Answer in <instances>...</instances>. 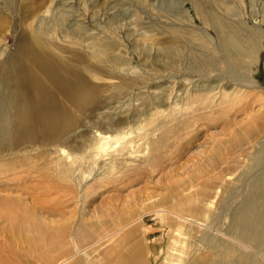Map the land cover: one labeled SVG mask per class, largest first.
I'll list each match as a JSON object with an SVG mask.
<instances>
[{
    "label": "bare ground",
    "instance_id": "bare-ground-1",
    "mask_svg": "<svg viewBox=\"0 0 264 264\" xmlns=\"http://www.w3.org/2000/svg\"><path fill=\"white\" fill-rule=\"evenodd\" d=\"M57 1L44 7L34 35L21 36L0 61V156L9 159L0 162V264H264V87L254 78L259 54L264 55L260 30L264 21L253 19L256 0H227L234 4L219 14L207 13L200 0H168L167 17L158 13L154 17L161 24V38L155 69L146 72L149 80L140 65L137 70L134 66L136 53L130 55L120 45L123 22L95 24L86 14L88 0ZM163 2L144 0L146 4L137 9L145 17L153 7L163 8ZM187 2L203 21L204 27L198 29L206 44L176 54L166 37L189 20ZM258 10L264 12V6ZM42 33L46 39H39ZM146 50L151 54L155 48ZM4 51L1 48L0 54ZM199 63L207 76L225 77L226 82L212 84L193 74L188 65L194 68ZM182 77L183 84L178 85L177 78ZM189 80H196L198 87L192 89ZM127 83L134 87L129 89ZM157 83L162 87H155ZM151 84L153 92H149ZM126 92L133 95L126 104L129 111L139 107L132 102L142 99L150 108L148 118L137 122L122 115L100 125L97 109L112 100L121 108L124 102L119 98ZM182 92L183 103L177 99ZM234 107L244 109L245 115L234 122L244 133L236 136L230 127L223 135L221 153L216 138L208 153L197 152L200 158L193 156L180 173L170 168L173 161L164 162L167 172L158 178L163 185L158 193L132 205L122 204L114 213L106 205L101 212L82 214L89 195L86 181H98L102 188L105 182L123 178L132 183L138 178L127 161L141 148L151 152L146 126L156 116L169 115L192 134L191 129H198L203 120L213 121L206 112ZM176 125L171 129L183 127ZM251 125L257 132L249 146V162L239 175L240 184L230 186L233 175L243 169L231 171L230 180L225 177L222 172L226 168L229 172L231 163L236 168L238 164L225 145L241 139L250 143L249 134L255 132L248 130ZM83 126L101 129L79 145ZM169 135L153 142L154 148L163 149L161 142ZM217 152L222 158H215ZM147 169L154 171L152 165ZM71 201L78 209L70 215L65 210ZM148 217L159 222L156 228L161 233L151 240ZM188 231L192 238L186 236ZM86 238L93 240L80 244ZM188 238L195 240L185 244ZM128 240H135L129 257L119 252Z\"/></svg>",
    "mask_w": 264,
    "mask_h": 264
},
{
    "label": "rangeland",
    "instance_id": "rangeland-1",
    "mask_svg": "<svg viewBox=\"0 0 264 264\" xmlns=\"http://www.w3.org/2000/svg\"><path fill=\"white\" fill-rule=\"evenodd\" d=\"M52 1H55L56 3L58 2L57 0H0V49L5 48V51L2 54H0V61L1 59L4 58L7 50L9 48H13V46L19 41L21 36H23L24 34H27L29 36L34 35L33 28L37 27V24H39V18L42 15V10L47 4L51 3ZM200 1L203 4V7L205 8V11L207 13H216V14H219L222 12L226 13V7L234 4V1H227V0H200ZM143 2L144 0H90V1L88 0V7H89L88 11L85 10V7H83V4H80V7H82V9L85 10V12L87 11L86 14H88L89 17L92 16L93 23L95 22V24L98 21H101V24H104L105 22L107 23L113 22L114 24H118L119 22L124 23V25H122L123 28L120 29L118 32V35H120L118 37L121 39L120 45L123 46V48L125 47L123 50L126 51L127 53H130V55L133 52L136 53L138 61L134 62V66L136 67V70H137L138 66L140 65V67L144 69L143 75L145 79L149 80V75L146 72H153L155 69L153 65V61L159 59V55L156 53V49L158 46L157 39L161 38V35L158 34L159 33L158 25H161V24L156 23L154 21L155 20L154 17L155 18L157 17L156 13L161 14L164 17H167L165 13V8H168L170 6V2L168 0H164V2L162 3L163 8L159 9V7H153L152 8L153 12L148 11L147 15L144 14L145 17L141 16L140 12H138V10L140 9H137V8H142L143 5L146 4ZM263 6H264V0H256L255 6H253L256 11L255 12L256 17H254L253 19H256L258 21L259 20L264 21V12L262 11L259 12L258 10V8H261ZM128 7H129L128 13L119 12L120 10L128 8ZM133 7L135 8L133 9ZM184 8L188 9V14L190 15L189 20H183V21L180 20V22L181 21L184 22V25L181 26L180 28L177 27L176 32H174L171 37L169 36L166 37V40H167L166 44L174 46L176 49L175 50L176 54L189 52L190 49L195 50L197 47V44H206L203 37H201L202 32H200V30L198 29V28L204 27L203 21L194 13V10L192 6L190 5V3L187 2ZM113 14L115 15L113 16ZM166 22H169V20ZM177 22H179V20H177ZM171 25L172 24H168L166 26L170 28ZM260 28H261L260 30H262L263 32V39L261 40L262 42L261 47H263L264 46V26H260ZM190 30H193V32H191ZM168 32L169 30L166 31V33ZM163 33L164 32H162L161 34ZM100 35H103V34L100 33ZM111 36L112 37L116 36V33H112ZM46 38L47 37L45 33H42L39 36V39H46ZM152 47L155 48V51H152L151 54H148L146 48H152ZM113 52L115 53L116 50ZM97 53H98V56L101 55L100 52H97ZM161 58L164 59V56H161ZM263 63H264V55L259 54L258 63L256 64L257 69H256L254 78H255V84L260 86L262 89L264 87V64ZM219 65H220V68L218 67L217 71L218 72L223 71V67L221 68L220 62H219ZM188 68L190 69V71H192L193 74L198 75V76H203L206 82L210 81V83L212 84H217V83H220L221 81L226 82L225 77L223 80H220V78L218 79L216 76L213 77V79L212 77L207 76L204 73L203 64H200V63L196 64L194 68L188 65ZM205 81H200V82L205 84L204 83ZM188 82H189L188 84L192 86V89L198 87L194 84L196 80L195 81L189 80ZM127 84L128 86L130 85V83H127ZM171 84L172 82L170 81L166 85H171ZM177 84L178 85L183 84V77L180 80H178L177 78ZM152 86H153L152 84L149 85L150 87L149 92L154 91ZM154 86L157 88L162 87L161 84L159 83L155 84ZM132 87L134 86H129L128 88L130 89ZM175 87H180V86L175 85ZM181 88H183V86H181ZM115 93H117V90H114V94ZM132 96L133 95L130 92H126L125 94L120 95L119 99L123 100L124 102V105L121 108L118 107L119 104L117 100H112L110 101L111 104L105 105L104 107L97 109V114L98 115L100 114V117H97L98 119L96 121H98L100 125L106 126V121L109 117L118 119V118H121L122 115H123L122 118L128 117L129 119V117L130 118L133 117V119H137V122L145 121L149 116L150 108L146 106L144 101L142 102V99H140V100L132 102L133 104L136 103V105L139 107L136 110L130 109L129 111V107H126V104H127L128 99H130V97ZM184 96L185 94L184 92H182L180 96L177 97V99L181 103H183L185 101ZM148 97L149 99L154 100V98L151 95H148ZM167 100L168 99L165 100L166 105H167ZM254 108H257V106L255 105ZM237 109H238L237 107H234V109L232 108L228 111L224 110L222 113L221 112H213V113L206 112L209 115L208 117L210 118L214 117L213 121H209L207 119L203 120L199 124L201 126H198V129L196 130L194 128L191 129L193 131L192 134L191 132L189 134V132L187 131L188 128H184L185 124L182 123L183 125H180V123H175L176 122L175 118L170 119L171 117L166 114H165L166 116L165 115L156 116L154 120L152 121V124H148L149 126L148 125L146 126V132L148 133V138L150 139L149 144H150L151 152H149V150H146V149L143 150L144 148H141L142 152L141 151L136 152L137 154L135 153L131 155L129 157L131 159L127 161L128 163L132 164V167L134 166V169H136V172L134 175L136 177L138 176V178L136 177H135L136 179L134 178L135 179V181H133L134 183L133 182L127 183V179L125 180L123 178L109 182L108 184H106L107 182H105L102 185V188L99 186L98 181L93 182L91 180L93 182L92 184L89 183L90 180L86 181V185L84 186V188H87L89 195L85 196L86 198L85 199L86 204L84 208L85 211L82 210L84 211L82 212V214L84 216H87L91 214L93 211L101 212L104 209V206L106 205L110 206L109 208H107L109 212L114 213L118 209H121L122 204H125L126 206L132 205L135 201L137 202L142 201L143 198H145L149 194L153 195L155 192L161 191L163 188V185L161 184L160 180L164 177L165 173L167 172L166 168L164 169L163 167L164 166L163 163L167 161H171V162L173 161L171 163L172 165H170V168L173 167V173H180L183 171L185 166L189 163L191 158L199 157V154H197V152L200 153V150L201 151L203 150L205 153H208L210 151V146L214 144L212 141H214L216 138L218 139L219 142L216 139L215 143L219 144L221 148V145H222L221 143L226 142L224 138L225 136L223 135L226 132H229L230 127L234 129L235 128L234 122L245 115V113L242 112L244 109H242V111L237 110ZM235 111L237 113H235ZM125 114L126 116L124 117ZM222 115H224L225 117H222ZM165 121H167V123ZM174 124H177L176 126L178 128H180L179 126H183V127H181L179 131H177L178 130L177 128L176 130H174L173 128L171 129V127H174ZM256 126H258L257 123H256ZM166 127L167 129L170 128V130L169 129L167 130ZM236 128L234 129L236 131L235 135L238 136L237 134L239 133L241 137L244 133L243 130L238 128L237 126ZM254 128H255L254 125L248 126V130H251V132L255 130ZM79 129H82L83 134H84V136L79 139V145H80L83 142H88L92 136L97 135V132L101 128H97V127L86 128L85 126H83V127H80ZM162 130H164L163 131L164 134L161 132ZM170 131H172V133ZM165 132L167 134L170 133V135L168 136L167 139L165 138L163 142H161V145L165 143L163 145L164 147L163 146L161 147L163 149L160 150L158 145L154 148L153 142L156 143L157 141L162 139L166 135ZM256 132L257 130L249 134L252 136L250 143H245L247 141L241 139V140H232L230 141V144L226 143L229 145H225V148H228L230 150L231 158H237V162L235 159L234 163L236 162L238 164H237V168L234 166L235 167V170H234L233 165H236V164L232 165L231 163L230 166H232L233 169L232 167L228 166L230 168L229 172L227 171L228 169L226 168L224 172L226 171L227 172L226 173L222 172V173L225 175V177L229 178L230 180L231 171H233L232 174H234V171L235 173H237V170L239 168L242 167L243 169V170L239 169L240 171H238V175L237 174H235L236 176L233 175V178H231V181L229 182L231 183L230 186L239 185L240 180H242V179H239V175L240 176L242 175L243 171L246 168V165L249 162V158L247 157L249 156V149H250L249 146H251V144H254L253 141H255L254 135L256 134ZM154 137L155 138L157 137L156 140ZM158 137H161V138H158ZM173 138H175L176 140ZM242 148L245 151H243ZM221 149H219V151L221 150L220 153L224 150V147ZM220 153L217 152L218 155H216L215 158H222L219 155ZM232 153L233 154L235 153V154L233 155ZM0 158H1L0 162H3L2 160H9L6 157L0 156ZM42 161L43 159H41V162ZM148 165H152V167L154 168L153 172H150V169H147ZM141 168L143 169L141 170ZM147 172L148 174L152 173V175L154 176L148 178L146 176ZM160 176L162 178L158 180ZM234 179L236 180L239 179V180L236 181ZM66 209L67 210L65 211L69 212L71 215L73 214V211L77 210L78 208L75 207L74 201H71L69 204H67ZM80 212H81V209L76 212V216L78 215L79 217ZM146 222L151 232V233L150 232L148 233V235L150 236L149 237L150 240L152 238L153 239L157 238L158 235L161 236V233L159 232V228H158L159 222H155L152 217L146 218ZM150 225L152 228L153 226L155 228L156 226L158 227L156 229L153 228L154 229L153 230L151 229ZM191 234L189 233L186 236L188 237ZM190 238L192 237L190 236ZM190 238H188V240L184 239L185 244L190 243L195 240L194 238L193 239H190ZM189 239H190V242H189ZM85 240L86 241L80 239V244L90 242L93 239L86 238ZM135 240H132L131 243L129 240H128V243H126L127 241L125 242V244L122 243L123 248L119 247L120 248L119 252L120 253L123 252L124 254H126L127 257H129L130 247Z\"/></svg>",
    "mask_w": 264,
    "mask_h": 264
}]
</instances>
